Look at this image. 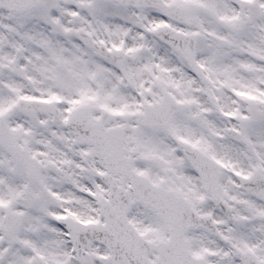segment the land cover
I'll return each instance as SVG.
<instances>
[{"label": "snow or ice", "instance_id": "obj_1", "mask_svg": "<svg viewBox=\"0 0 264 264\" xmlns=\"http://www.w3.org/2000/svg\"><path fill=\"white\" fill-rule=\"evenodd\" d=\"M0 264H264V0H0Z\"/></svg>", "mask_w": 264, "mask_h": 264}]
</instances>
